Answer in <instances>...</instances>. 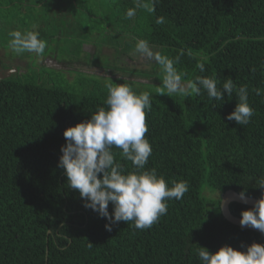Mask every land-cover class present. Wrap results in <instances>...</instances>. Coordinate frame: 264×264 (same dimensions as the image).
<instances>
[{"label":"trees","instance_id":"obj_1","mask_svg":"<svg viewBox=\"0 0 264 264\" xmlns=\"http://www.w3.org/2000/svg\"><path fill=\"white\" fill-rule=\"evenodd\" d=\"M97 1L111 9L117 38L144 39L156 47L154 53L178 57L175 68L185 82L208 76L218 87L228 78L237 88L246 86L254 115L244 126L226 119L239 102L234 93H224L222 102L204 90L196 95L189 89L186 97L161 94L163 73L155 62L121 76L52 66L21 72L23 77L10 72L0 78V264H201L197 245L214 252L224 244L240 250L252 242L264 244L263 234L232 224L220 209L228 189L261 195L264 94L257 95V89L264 93V0H140L139 7L136 0ZM61 2L88 11V0H0V34L4 24L7 34L38 32L47 42L46 55L51 53L62 31L50 18ZM130 8L135 15L129 19ZM159 17L163 23L156 22ZM109 81L152 93L146 110L152 155L145 168L189 186L181 199L167 201V213L145 230L123 221L106 230L108 220L84 207L58 167L63 130L106 107ZM112 151L132 169L120 149ZM251 207L229 203L237 217ZM108 210L111 214V204Z\"/></svg>","mask_w":264,"mask_h":264},{"label":"clouds","instance_id":"obj_2","mask_svg":"<svg viewBox=\"0 0 264 264\" xmlns=\"http://www.w3.org/2000/svg\"><path fill=\"white\" fill-rule=\"evenodd\" d=\"M136 3L139 7L140 0ZM148 11H154V8H148ZM134 15V9L127 10V18ZM156 22L163 23L164 18L159 17ZM8 36L9 47L17 54L28 52L39 56L45 52L47 42L39 38L38 32L13 30ZM134 51L160 66L164 84L161 94L186 97L189 89L196 95L204 90L209 99L222 102L224 93L228 97L234 93L239 102L226 119L242 126L250 122L254 109L248 103L246 86L237 88L228 78L222 87H218L217 79L208 76H196L194 81L185 82L175 68L179 58L154 53L144 39L136 40ZM197 68L200 72L205 71L203 63H198ZM105 87L106 107H98L90 112L89 119L63 130L65 143L60 148L58 167L64 170L68 187L79 192L84 207L108 220L106 230L111 231L112 225L121 221L132 222L134 228L145 230L167 213V201L181 199L189 186L183 180L166 181L155 168H145L152 155L151 144L146 138L149 130L146 110H151L152 93H136L128 85L111 81ZM262 94L257 89V95ZM113 147L121 150L122 159L131 162V170L115 159ZM257 185L261 195L251 208L241 210L239 223L242 228L250 226L264 234V179H260ZM239 198L247 201L243 191ZM109 204L112 205L111 214ZM195 251L201 264H264V244L257 242L244 246V250L224 244L214 252L198 245Z\"/></svg>","mask_w":264,"mask_h":264},{"label":"rangeland","instance_id":"obj_3","mask_svg":"<svg viewBox=\"0 0 264 264\" xmlns=\"http://www.w3.org/2000/svg\"><path fill=\"white\" fill-rule=\"evenodd\" d=\"M68 4L61 2L58 11L50 18L55 21V24H59V31L62 32H58L52 43L51 53L47 55L46 52L39 56L28 52L15 53L9 47L10 37L4 24L5 33L0 34V70L11 69L10 72L16 71L23 77L22 73L31 72L35 68L43 70L46 66H52L56 69H73V71L78 69L86 71V73L95 72L99 75L121 76V72L134 73L139 68L147 70L149 64L152 65L151 68L154 66V61L147 60L135 53L136 41L130 40L129 35L126 38H117V35H121L115 32V27L112 26L114 24L110 22L109 15L112 12L107 5L97 0H88L87 11L79 5L75 9H70ZM75 6L77 5L75 4ZM4 21L6 22L7 19ZM30 29L34 30L35 28L32 26ZM112 36L117 38L118 43H115L117 40L110 42L113 40ZM149 45L152 51L156 48L152 44ZM55 48H59L60 52L54 55ZM52 56L61 61L56 62ZM115 71L119 73H114ZM64 74L68 79L74 77L72 73L66 71ZM205 194H209V192L206 190Z\"/></svg>","mask_w":264,"mask_h":264},{"label":"water","instance_id":"obj_4","mask_svg":"<svg viewBox=\"0 0 264 264\" xmlns=\"http://www.w3.org/2000/svg\"><path fill=\"white\" fill-rule=\"evenodd\" d=\"M7 70H9V72H7ZM7 70L6 71L0 70V78H3L4 76H7L10 74L11 69H7ZM246 197H247V201L246 202L242 201L239 198V193L233 189H228L221 195L220 209H221V213H222L223 217L226 220H228L229 222H231L232 224H235V225L240 226V227H241V225L239 223L240 217H237L230 212L229 203L230 202H239V203H242V204H245L248 206H252L253 202L256 199H258L257 197H251V196H247V195H246ZM243 228L259 232V230L255 229L253 227H250V226L243 227Z\"/></svg>","mask_w":264,"mask_h":264}]
</instances>
